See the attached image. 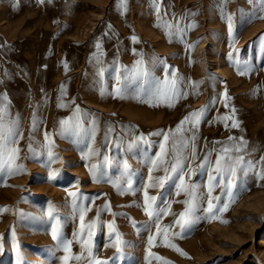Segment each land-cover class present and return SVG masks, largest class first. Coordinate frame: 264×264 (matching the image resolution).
Masks as SVG:
<instances>
[{
    "label": "rangeland",
    "instance_id": "1",
    "mask_svg": "<svg viewBox=\"0 0 264 264\" xmlns=\"http://www.w3.org/2000/svg\"><path fill=\"white\" fill-rule=\"evenodd\" d=\"M241 10L247 14L252 6L247 0L227 4L224 0H128L124 12L120 0H0V104L10 118L20 117L23 136L16 145L17 164L25 169L11 176L0 173V208L9 209L0 213V264H92L94 259L108 264H264V186H256L251 173L250 190L213 219L204 211L207 172L197 170L191 182L200 184L205 199L182 237L173 233L179 231L174 219L185 210L184 194L175 195L171 183L164 189H148L160 208L171 204L160 224L172 226L168 239L187 253L186 258L165 247L163 236L149 246L155 224L136 206L143 204V185L148 182L145 155L159 151L162 137H150V147L141 144L128 150L130 138L175 129L186 115L203 108L195 141L197 158L186 161L185 170L188 164L196 168L209 152L214 161L222 148L232 147L229 137L247 141L245 160L255 162L264 156V41L258 39L264 34V19L245 24ZM133 35L139 43H133ZM138 54L143 55L150 75L130 84L125 99L101 97L99 89L111 92L117 70L129 74L141 58ZM170 71L183 77L180 86L188 93L175 107L153 108L133 98L152 91ZM199 81L203 83L197 89L190 87ZM34 113L35 130L31 127ZM77 118L85 127L93 119L98 123L92 144L96 155L87 160L82 156L91 141L59 135L61 120ZM233 119L239 127H231ZM45 132L58 159L49 161ZM124 160L135 172V195H119L109 182L127 187L121 180ZM91 164L102 166L103 180L93 181L86 167ZM52 171L58 177L47 181ZM220 194L216 188L213 195ZM57 220L59 242L51 237V225ZM113 222L126 242L119 253L112 246L115 233L108 227ZM65 245L70 251H65Z\"/></svg>",
    "mask_w": 264,
    "mask_h": 264
},
{
    "label": "snow or ice",
    "instance_id": "2",
    "mask_svg": "<svg viewBox=\"0 0 264 264\" xmlns=\"http://www.w3.org/2000/svg\"><path fill=\"white\" fill-rule=\"evenodd\" d=\"M40 3H43L44 0H39ZM127 2L128 0H120V3L123 7L124 12L127 11ZM248 4L252 6V10L244 14L241 10V16L243 23L247 24L252 22L254 19H264V0H247ZM224 3L227 4L228 0H224ZM223 11V10H222ZM195 15V13H193ZM228 26L229 31H233V21L232 15L229 14L228 17ZM194 25H189L192 27ZM159 27V25H157ZM171 27V26H169ZM179 30V29H178ZM258 39L264 41V34H262ZM133 43H139V37L133 35L131 37ZM96 47L99 49L100 44L97 42ZM193 47V46H189ZM135 53V50H133ZM235 51V49H234ZM133 66V70L125 75L120 73L117 70V75L115 77V86L112 91L109 92L106 87H101L99 89L101 97L108 95L117 99H125L128 94V87L130 84L141 81L147 78L150 73L148 67L143 59L142 54ZM231 56V53H230ZM64 67L67 70L68 64L65 62ZM102 71V70H101ZM171 76V79L168 76ZM243 75V73H241ZM183 82V77L177 75L175 71H170L168 75L162 80L158 81L154 89L143 95H137L133 98L137 99L139 103L147 104L149 107H160L164 105L168 108L175 107L176 103L180 99L186 98L188 93L184 92L181 88ZM203 83V81L192 82L190 87L192 89H197L198 85ZM61 96L66 91L65 86L61 85ZM224 96L227 98V90H225ZM4 100H7V95L4 94ZM58 106H63L58 104ZM76 113L79 114L81 109L79 106L76 107ZM233 113L235 108L232 109ZM205 109H199L193 111L186 115L180 122L177 124L175 129H169L167 132L164 130H157L154 132L148 133L145 136L143 133L138 136L130 138L128 143V150L131 151L133 148H138L141 144L151 146L152 141L150 137L157 136L162 137V141L159 144V151L154 154V156L145 155L144 163L148 168L147 183L143 185V204L136 205L137 207H142L145 215L148 216L149 220L153 221L155 224V235H149L148 243L149 246H153L154 241L157 237L163 236L164 246L169 247L180 255L187 257V253L183 252L176 244L171 243L168 239V232L172 226L166 225L163 228L160 224V218L164 215H168L170 212L171 204H168V208H160L157 204V197L150 196L148 193L149 188H160L164 189L166 184L171 183L175 187V195L180 196L182 193L186 197L183 201L185 204V210L176 216L174 219V224L179 227V231L173 233L175 237H182L187 233L191 225L197 219L196 212L201 208V201L205 199L204 194H202L200 189V184L191 182V177L196 174L197 170L207 172V207L204 211L213 219L217 218V213H223L227 211L231 204L235 203L236 200L243 195L245 192L249 191V176L251 173L252 178L254 179L256 186H264L261 184L264 181V156L260 158L259 161L245 160V156L242 154L247 148V141L240 137L238 142L236 138L229 137V141H233L231 148L224 147L220 150V153L216 155L215 160L211 159L212 153L209 152L204 156L202 162L193 168L191 164L187 165L186 161H195L196 160V136L198 132V125L204 115ZM37 118L35 113L32 117V129L35 130L37 127ZM60 132L59 135L69 136V137H83L84 140L91 141V143H86L87 152L83 154V159H88L93 155H96L95 149L92 147V144L95 142V137L98 131V123L95 119L91 121L90 127H85L84 122L79 118L75 120H61ZM185 125H188L185 128ZM227 126V125H226ZM240 126L239 121H232L231 127L237 128ZM133 126H129L131 129ZM112 128H108V132H111ZM188 133H191L189 136ZM179 134V135H178ZM45 139L49 141L48 143V158L49 161L53 159H58V157L53 156L52 147L53 142L50 139L49 133L45 132ZM23 133L20 131V117L19 115L16 118H10L7 112L6 107L3 104H0V173H6L8 176L13 174H23L25 169L22 165L17 164L19 159L20 149L16 146L19 142V138H22ZM219 143V142H217ZM189 148L191 149L190 154ZM31 150V145H29ZM146 151V149H145ZM105 162L110 163L109 157L105 156ZM259 165V168L257 166ZM89 172L92 176L94 182H98L104 179L102 166L99 164L86 165ZM156 172H162L163 175H154ZM99 173V175H98ZM135 172L131 169L127 160L123 161V171L121 173V180L127 185L124 187L118 181H109L116 188L119 195H124L127 192H132L135 195V190L132 188L133 176ZM58 177V172L52 171L49 172L48 176L45 178L47 181H54ZM8 186V185H4ZM216 188L221 190L220 195H213ZM70 196L75 197L76 193L69 192ZM163 192H161V197ZM226 198V199H224ZM135 203V202H134ZM76 206L75 199L73 200V207ZM109 205L105 204L104 209H108ZM7 207L0 208V213L8 212ZM52 207H49L48 214L51 217ZM81 229L84 228V216L81 214ZM227 223L228 221H222ZM96 221H93L89 227H92ZM59 220L55 224L51 225V237L53 241L60 240L59 235ZM114 222L109 223V229L115 233L113 247L116 248L117 253L122 251L123 246L126 242L123 240L121 234L116 232L114 229ZM133 226L135 227V222L133 221ZM139 231V229H137ZM65 251H70V247L65 245ZM89 255L91 256V250L89 249ZM76 259H80V256H76ZM68 257H65L67 261ZM92 264H108L107 261H102L99 259H94ZM164 264H170L168 261H164Z\"/></svg>",
    "mask_w": 264,
    "mask_h": 264
},
{
    "label": "bare ground",
    "instance_id": "3",
    "mask_svg": "<svg viewBox=\"0 0 264 264\" xmlns=\"http://www.w3.org/2000/svg\"><path fill=\"white\" fill-rule=\"evenodd\" d=\"M221 72H222V70H221ZM262 241H263L262 245H264V240H262Z\"/></svg>",
    "mask_w": 264,
    "mask_h": 264
}]
</instances>
